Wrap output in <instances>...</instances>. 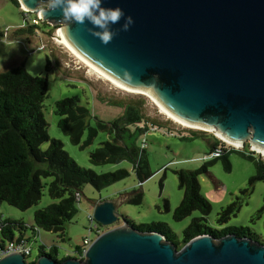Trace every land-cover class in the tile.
I'll return each mask as SVG.
<instances>
[{
	"label": "water",
	"instance_id": "obj_1",
	"mask_svg": "<svg viewBox=\"0 0 264 264\" xmlns=\"http://www.w3.org/2000/svg\"><path fill=\"white\" fill-rule=\"evenodd\" d=\"M19 1L61 25L70 44L106 74L149 90L190 122L264 149V0H103L102 6H118L135 21L107 45L88 31V22L72 24L66 34L62 12L47 11V0ZM123 201L94 202L101 225L124 222L101 233L84 258L45 253L29 262L15 252L0 264H264V243L237 234H202L178 249L161 232L129 223Z\"/></svg>",
	"mask_w": 264,
	"mask_h": 264
},
{
	"label": "trees",
	"instance_id": "obj_2",
	"mask_svg": "<svg viewBox=\"0 0 264 264\" xmlns=\"http://www.w3.org/2000/svg\"><path fill=\"white\" fill-rule=\"evenodd\" d=\"M13 1L21 7L19 0ZM22 11L25 15L24 10ZM31 15L36 17L37 13L32 12ZM43 24L51 25L47 21H41L38 25L26 22L25 25L9 29V38L30 40ZM51 27L55 28L53 25ZM0 35L4 37L3 32H0ZM53 59L57 60L54 53L48 56V72L54 66ZM48 93V74L34 75L29 72L26 65L0 71V203L7 201L20 209L27 210L40 203L45 187L49 186L51 196L60 201L39 208L35 214L33 228L38 235L41 229H44L56 233L63 241H67L69 240L67 225L79 212V195L82 196L86 184L90 183L97 189H103L128 177L131 171L122 168L99 173L80 165L66 150L65 143L61 139L53 138L50 134V123L44 112V102ZM100 99L111 105L123 107L124 113L113 120L101 119L92 114L88 105L82 103L80 95H75L57 101L55 111L60 116L59 126L70 137L71 142L81 148H87L101 131H106L109 139L103 141L91 152V161L94 164H119L129 161L133 164L140 181H146L153 175V171L147 149L133 139L135 132L132 125L137 126L140 132H147L152 128L166 127L167 124L160 123L156 118L149 116L146 108L147 101L144 97L129 101ZM188 129L207 134L206 130ZM86 134L88 135L85 138ZM213 137L215 140L211 142L212 154L219 146L225 144L218 136L213 135ZM130 139L131 142H129ZM46 143H49L48 148H44ZM234 151H239L245 157L252 159L258 170L257 174L251 177L249 186L243 189L244 194H251L256 182L264 180V159L250 150V143H247L244 150L231 148L220 156H213V160L195 170L184 168L176 170L180 177V186L185 190V196L174 210L175 219L181 221L195 211H200L202 214L195 217L185 228L182 240L165 221L138 225L126 216L127 221L142 231L161 232L168 240L176 244L178 249L193 238L208 233L217 238L237 234L258 240L257 234L250 226L214 228L208 225L207 220L213 210V202L203 192L200 176L209 173L210 166L220 158L224 160L226 169L232 170L229 155ZM48 177H53V181L46 183L44 179ZM143 199V191H135L127 197V201L134 204H141ZM241 207L240 197L237 201L223 207L219 212V223L226 224L240 211ZM105 227L101 225L103 231L110 228L107 227L105 230L103 229ZM27 228L28 225L24 221L5 217L0 211V248H3L8 241L27 234ZM17 231L20 232L18 236ZM82 249V246L77 249L78 255L82 253ZM45 253L59 259L57 246H53L52 252H47L46 246L42 245L40 254Z\"/></svg>",
	"mask_w": 264,
	"mask_h": 264
},
{
	"label": "rangeland",
	"instance_id": "obj_3",
	"mask_svg": "<svg viewBox=\"0 0 264 264\" xmlns=\"http://www.w3.org/2000/svg\"><path fill=\"white\" fill-rule=\"evenodd\" d=\"M25 23V15L21 7L13 0H0V32L4 33L3 38L0 35V71L26 65L29 72L34 75L48 74L49 93L44 102V112L50 123L51 136L61 139L70 155L84 167L99 173L122 168L131 171L128 177L103 189H97L90 183L86 184L78 203L79 212L74 220L67 225L69 237L67 241H63L56 233L44 229L40 231L42 241L36 239V235L39 236L36 234V229L33 228L36 211L53 202L60 201L51 196L49 186L45 187L40 203L27 210L2 201L0 211L5 217L24 221L28 225L26 233L32 238L34 247L33 253L27 258L28 261L33 262L38 258L42 245L46 246L47 252H52L53 246H57L59 259L69 256L77 257V249L84 244L85 237L91 236L95 240L99 236L96 231H90L92 226L90 216L93 213L94 202L107 197H123L124 201L120 205V211L136 224L165 221L182 240L185 228L195 217L202 214L200 211H195L181 221L175 219L174 210L181 204L185 196V190L180 186V177L176 170L183 168L195 170L213 160L211 142L215 140L213 135L216 133L207 131L205 134L189 130V127L164 114L150 96L121 89L96 73L68 47L54 41L53 36L61 25L54 26L55 28L52 29L51 25L43 24L39 31L31 36L30 40H11L8 30ZM53 53L57 56V60L53 59L54 66L48 72V56ZM75 95L82 97V103L89 106L94 116L104 120L116 119L124 113V108L111 105L100 98L125 101L140 97L146 98L149 116L156 118L160 123L167 124L166 127L152 128L147 132H140L137 126L132 125L135 132L133 139L147 149L153 171L150 178L141 182L134 171L133 164L129 161L119 164H94L91 161V152L97 149L103 141L109 139V134L106 131H101L87 148H81L71 142L70 137L59 126L60 116L55 110L58 100ZM185 136L187 138H184ZM48 147L49 143H46L44 148ZM229 156L232 170H227L224 160L220 158L210 166L209 173L200 176L203 192H209L213 198H216V200H212L213 210L208 216V225L214 228L250 226L257 234L258 240L264 243V180L256 182L251 194H244L243 189L249 186L251 177L258 172L256 163L239 151L231 152ZM262 158L264 159V155ZM53 179V177H48L44 181L50 183ZM135 191L144 193L141 204L127 201V197ZM238 197L242 201L240 211L233 215L226 224L221 225L218 221L219 212L223 207L237 201ZM209 198L211 199L210 196ZM123 222L122 220L110 228ZM106 228L103 229L106 230ZM19 234L20 232L17 231V236Z\"/></svg>",
	"mask_w": 264,
	"mask_h": 264
},
{
	"label": "clouds",
	"instance_id": "obj_4",
	"mask_svg": "<svg viewBox=\"0 0 264 264\" xmlns=\"http://www.w3.org/2000/svg\"><path fill=\"white\" fill-rule=\"evenodd\" d=\"M102 4L103 0H47V11L59 9L62 12L66 34L70 32L72 24L90 23L92 28L88 31L102 44L107 45L119 34V31L127 32L135 21L131 15H126L124 9L118 6L104 7ZM121 20H123L121 28L113 30L111 25L119 24Z\"/></svg>",
	"mask_w": 264,
	"mask_h": 264
},
{
	"label": "built area",
	"instance_id": "obj_5",
	"mask_svg": "<svg viewBox=\"0 0 264 264\" xmlns=\"http://www.w3.org/2000/svg\"><path fill=\"white\" fill-rule=\"evenodd\" d=\"M21 8L25 12V20H26V22H28V23L30 22L31 24L38 25V24L41 23V21H43V16H42V13H41L42 10L37 11L36 12L37 16L35 17V16L31 15L32 11H30L29 9H27L25 7H21ZM61 29H63L62 26H60V28L58 29L57 33L53 36L54 41H56V42H57V37L56 36L59 35V31ZM57 43H59V42H57ZM223 141H224L225 144H223L222 146H219L215 150V152L212 154L213 156H220L226 150H229L231 148L244 150L246 148L247 143H249V142H247L245 144L241 143V145H236V144L230 143V142H228L226 140H223ZM250 150L255 152V153H257L262 158L263 154L251 144H250ZM79 198H81V194L79 195ZM90 218L92 220V226L90 228V231H96V233L98 235L103 233L101 225H100L99 222H97L95 220L93 213L91 214ZM36 239H38V240L40 239L42 241L41 233L39 234L38 237H36ZM93 241H94V239L91 236L85 237L84 244L82 245V247H83L82 253L80 255H78V257H80V258H84L85 257V255H86V253L88 251V248L93 243ZM32 242L33 241L31 239V237H29L27 234H25L24 236H18L16 238H14L13 240L8 241L7 244L3 248H0V259L2 257H4V256L10 254V253H15V252L23 253L28 258L34 251V247H33Z\"/></svg>",
	"mask_w": 264,
	"mask_h": 264
},
{
	"label": "bare ground",
	"instance_id": "obj_6",
	"mask_svg": "<svg viewBox=\"0 0 264 264\" xmlns=\"http://www.w3.org/2000/svg\"><path fill=\"white\" fill-rule=\"evenodd\" d=\"M57 42L64 44L66 47H68L78 58H80L83 62H85L88 66H90L96 73L100 74L102 77L106 78L107 80L113 82L117 87L130 91V92H135V93H140V94H146L148 96H150L155 103L162 109V112L166 115H168L169 117H171L172 119H174L175 121H177L178 123H181L187 127H191V128H197V129H203L206 131H211V132H215L220 138H222L223 140H226L230 143L236 144V145H241L240 142H235L233 140H231L230 138L226 137L224 134H222L221 132H219L217 129L211 128L209 126L206 125H202V124H197V123H193L190 122L189 120H186L185 118L181 117L180 115L172 112L171 110H169L153 93H151L149 90L146 89H141V88H134L108 74H106L103 70H101L96 64H94L88 57H86L83 53H81L80 51H78L77 49H75L70 42L67 40L63 29H61L59 31V35H57ZM99 75V76H100ZM182 125V126H183ZM184 126V127H185ZM256 149H258L263 155H264V149L262 148H258L256 147Z\"/></svg>",
	"mask_w": 264,
	"mask_h": 264
},
{
	"label": "crops",
	"instance_id": "obj_7",
	"mask_svg": "<svg viewBox=\"0 0 264 264\" xmlns=\"http://www.w3.org/2000/svg\"><path fill=\"white\" fill-rule=\"evenodd\" d=\"M19 26H20V25H18V26H16V27H19ZM206 194L208 195V197H209V196L211 197V200H216L215 197L213 198V196L211 195V193L207 192ZM107 198H111V197H107ZM104 199H106V198H104Z\"/></svg>",
	"mask_w": 264,
	"mask_h": 264
}]
</instances>
